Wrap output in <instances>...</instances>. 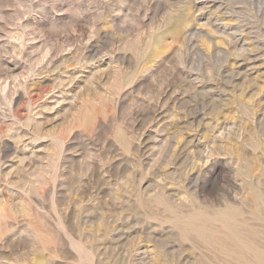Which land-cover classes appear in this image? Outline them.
<instances>
[{
	"label": "rangeland",
	"instance_id": "obj_1",
	"mask_svg": "<svg viewBox=\"0 0 264 264\" xmlns=\"http://www.w3.org/2000/svg\"><path fill=\"white\" fill-rule=\"evenodd\" d=\"M237 224L264 250V0H0V264H239Z\"/></svg>",
	"mask_w": 264,
	"mask_h": 264
},
{
	"label": "bare ground",
	"instance_id": "obj_2",
	"mask_svg": "<svg viewBox=\"0 0 264 264\" xmlns=\"http://www.w3.org/2000/svg\"><path fill=\"white\" fill-rule=\"evenodd\" d=\"M257 195H258V193H256ZM257 195H255L256 196V198H258L259 199V203H261L260 201L262 200L259 196H257ZM256 201V200H255ZM221 213V212H220ZM228 213V212H227ZM237 214V213H236ZM204 215V214H203ZM208 215V214H207ZM217 215V214H216ZM215 215V216H216ZM202 216V215H201ZM218 216V215H217ZM216 216V217H217ZM212 217V216H211ZM228 218H229V215L228 214H222V217H221V221H224L225 223H224V225L225 224H228ZM235 218V217H234ZM233 218V219H234ZM231 219V218H230ZM232 219V220H233ZM198 220V219H197ZM213 221V220H212ZM214 221H216V220H214ZM240 221V220H239ZM195 222V221H194ZM230 222V221H229ZM236 223V222H235ZM244 223V222H243ZM223 224V223H222ZM243 225V224H242ZM245 225V224H244ZM262 225V224H261ZM247 226V225H246ZM247 228V227H246ZM250 228V227H249ZM241 228H240V224H239V226H238V224L235 226V227H231V234H232V236H231V240L229 241V239L228 240H223V244H222V246H224V247H228L229 246V244L230 243H234V246H235V244L237 243L239 246H237L238 248H239V251H235V252H233V251H231V246H230V248H228V249H225L224 247H223V249H225L226 251H224V253L226 252V255L228 254V253H231L232 255H233V257H235L237 260H238V262H239V264H264V250H262L261 248H260V244L257 242V241H254L255 240V236H254V240H252L251 238V240L249 239V238H243L242 236H241V232H239V230H240ZM222 230H224V229H222ZM227 230V229H226ZM243 231V230H242ZM250 231V230H249ZM218 232V231H217ZM230 233V232H229ZM228 233V234H229ZM241 233V234H240ZM201 234V233H200ZM263 234V233H262ZM243 235V234H242ZM247 235V234H246ZM249 235H250V233H249ZM220 236H221V234H220ZM230 236V235H229ZM244 236V235H243ZM208 237V236H207ZM262 237V236H261ZM263 238V237H262ZM220 241V240H219ZM233 241V242H232ZM264 241V240H263ZM221 242V241H220ZM232 245V244H231ZM259 245V246H258ZM262 246V245H261ZM225 255V257H227ZM224 257V258H225ZM228 258V257H227ZM230 259V258H229ZM231 260V259H230ZM233 260V259H232Z\"/></svg>",
	"mask_w": 264,
	"mask_h": 264
}]
</instances>
